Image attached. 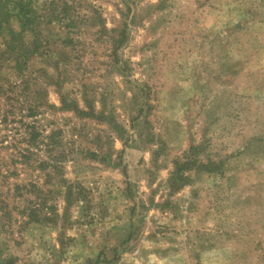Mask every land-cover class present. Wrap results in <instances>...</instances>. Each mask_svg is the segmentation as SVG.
Wrapping results in <instances>:
<instances>
[{
    "label": "rangeland",
    "instance_id": "1",
    "mask_svg": "<svg viewBox=\"0 0 264 264\" xmlns=\"http://www.w3.org/2000/svg\"><path fill=\"white\" fill-rule=\"evenodd\" d=\"M0 264H264V0H0Z\"/></svg>",
    "mask_w": 264,
    "mask_h": 264
},
{
    "label": "trees",
    "instance_id": "2",
    "mask_svg": "<svg viewBox=\"0 0 264 264\" xmlns=\"http://www.w3.org/2000/svg\"><path fill=\"white\" fill-rule=\"evenodd\" d=\"M27 24H29V25L36 24V19L35 18L34 19H32V18L31 19H27ZM24 55H26V52L25 51H23L22 53L19 54V57H18V60H17V65H21L23 63L22 62V58L24 59ZM33 211H34V213L32 214V216L35 218L34 220H37L36 218H38V217L36 215V211L35 210H31V212H33Z\"/></svg>",
    "mask_w": 264,
    "mask_h": 264
}]
</instances>
